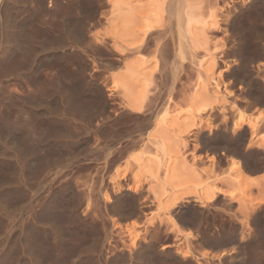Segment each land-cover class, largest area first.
Segmentation results:
<instances>
[{
  "label": "rangeland",
  "instance_id": "1",
  "mask_svg": "<svg viewBox=\"0 0 264 264\" xmlns=\"http://www.w3.org/2000/svg\"><path fill=\"white\" fill-rule=\"evenodd\" d=\"M168 1L0 0V264H264V7Z\"/></svg>",
  "mask_w": 264,
  "mask_h": 264
},
{
  "label": "bare ground",
  "instance_id": "2",
  "mask_svg": "<svg viewBox=\"0 0 264 264\" xmlns=\"http://www.w3.org/2000/svg\"><path fill=\"white\" fill-rule=\"evenodd\" d=\"M181 0L177 1V0H172V1H168L167 3V8H168V14H169V25H168V29L166 30H169V34H173L175 33L176 35H178L177 37L179 38V41H178V45H177V52H176V55H175V65H179L181 66L182 65V61L185 59L184 58V52H185V49L183 50V46L182 43L184 42V40L182 41V37H184V35L186 34L184 30H187L185 29L186 26H188L189 24V20H191V12L190 11H193L195 8H193V10H189L186 5V3H181L180 2ZM201 1V0H200ZM225 0H202L201 3H205L206 5H217L219 2H223ZM258 4H260V6L264 7V0H255ZM177 2V3H176ZM179 2V3H178ZM204 4V5H205ZM188 5V3H187ZM259 6V5H257ZM261 7V8H262ZM260 9V8H259ZM198 11V10H196ZM196 11H193L196 12ZM189 27V26H188ZM187 28V27H186ZM165 30V29H164ZM167 32V31H166ZM166 32L164 31V34H166ZM173 32V33H172ZM184 32V34H183ZM163 33V32H161ZM153 34V33H152ZM152 34H149V35H152ZM160 34V32H159ZM163 35V34H162ZM169 35V36H170ZM236 34H233L232 38H233V41L231 42L232 44H229V46H227L228 48H226L225 50H222L221 53H219V60L224 62L225 66H226V70L229 71V73L227 74V76L229 77V83L228 85L230 87L233 88V86H236V85H239V87H241V89H243V93H244V96L248 97V101L251 100V104L254 106V105H264L263 101H264V92L263 91H260V89H256L253 90V83L254 81L251 79H249V77L251 76L250 75V72L248 70L250 69H254L255 68V72H257L258 76H261L264 78V63L261 62V64H257L255 66V62H256V59L260 57V48L257 46V45H253L252 46V50H253V53L252 54H245L243 52V49L244 47L242 46L243 44H241V41L239 38L241 37H237L235 38ZM172 36V35H171ZM240 36V35H239ZM171 38V37H170ZM184 39V38H183ZM170 40V39H169ZM178 40V39H177ZM162 44V43H161ZM164 44V43H163ZM166 45V44H165ZM164 45V47H165ZM262 45V44H261ZM161 46L163 45H160V49L157 47V52H158V56H159V60H156V62H159V65L160 67H162L161 69H165L166 65H169L170 63H168V60H165L166 57L162 54L163 51L161 49ZM163 47V48H164ZM166 49V48H165ZM155 50V51H156ZM166 51V50H165ZM187 51V50H186ZM166 55V54H165ZM156 56H157V53H156ZM215 59V57L213 58V60ZM216 60V59H215ZM228 61H230L231 63H229ZM170 62V61H169ZM184 62V61H183ZM214 62V61H213ZM173 69L175 71V66L172 65ZM184 66V65H182ZM177 67V66H176ZM175 68V69H174ZM182 68V67H180ZM163 71V70H162ZM173 71V72H174ZM254 71V70H253ZM172 72V73H173ZM180 74L182 73V71H179ZM177 72H175V75L177 76L176 74ZM240 73V74H239ZM254 73V72H253ZM166 74V73H165ZM179 74V73H178ZM179 74V75H180ZM252 74V73H251ZM170 75V74H169ZM173 78H174V73L172 74ZM180 77V76H179ZM252 77V76H251ZM176 80V79H175ZM256 81V80H255ZM174 83V82H173ZM241 92V91H240ZM263 92V93H262ZM242 95V94H241ZM243 96V95H242ZM263 103V104H262ZM243 104V103H241ZM247 104V103H246ZM249 105V104H248ZM247 105V106H248ZM240 109V108H239ZM240 111V110H238ZM263 111V109H262ZM264 114V112H263ZM264 120V119H263ZM262 120V122L264 123V121ZM163 123V121H162ZM252 129V128H251ZM233 136V135H232ZM235 138H233L234 140ZM238 139V140H237ZM237 142L238 141H242V136H240L238 134V137H237ZM239 143V142H238ZM158 146V145H157ZM160 148V147H159ZM161 150V149H160ZM237 152V151H236ZM216 153V152H215ZM161 201V200H160ZM169 214V213H168ZM225 226V225H224ZM198 231V230H197ZM196 231V232H197ZM200 232V231H199ZM243 236V235H242ZM238 238H236L235 240H233V242L235 244H238ZM232 242V243H233ZM240 242V241H239ZM234 244V245H235ZM241 245V244H240ZM238 245V246H240ZM235 247V246H234ZM236 248V247H235ZM239 248V247H237ZM236 250V249H235ZM216 255V254H215ZM214 255V256H215ZM224 254H219L218 256H216V258L218 259V261L220 262L222 259H224ZM235 258V257H234ZM185 260V259H184ZM259 261V260H258ZM217 263V262H216ZM184 264V262H183ZM261 264V263H260Z\"/></svg>",
  "mask_w": 264,
  "mask_h": 264
}]
</instances>
